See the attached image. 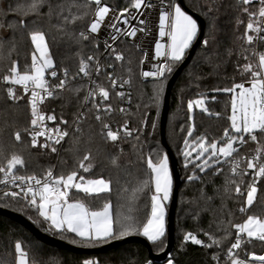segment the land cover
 <instances>
[{
  "label": "trees",
  "instance_id": "16d2710c",
  "mask_svg": "<svg viewBox=\"0 0 264 264\" xmlns=\"http://www.w3.org/2000/svg\"><path fill=\"white\" fill-rule=\"evenodd\" d=\"M183 1L188 10L197 13L204 20L206 27L202 40L207 38L208 44L204 45L202 41L197 47L195 56L183 69L184 71L175 82L170 95L166 142L178 160V171H180L182 178L175 213L176 245L170 259L173 260L174 264H229L227 249L235 241L236 229L230 227L225 221L230 220L233 224H241L248 215L264 218V179L257 183L255 202L247 208L245 213H240L238 209L243 205V198L236 196L235 193H232V198H228L224 192L225 181L230 176L229 167L225 165L219 174L214 173L213 168L200 172L191 164L185 168L181 150L184 147L183 141L192 120L195 131L193 137L188 138L190 141H194L196 137L201 135L205 136L208 141H220L224 129L230 127L228 120L230 94L213 91V89L230 87L234 81L240 82L248 79L247 74L242 76L238 72L236 65L245 63L241 56L243 41L238 37L243 36L249 16L242 10L245 5L238 3L237 0ZM30 2L31 0H0V9H3L0 11V162H4V157L15 152L20 154L25 161L24 169L19 171L21 175L35 174L41 176L47 169L56 168V174H67L72 170H77L86 178L110 180L112 189L110 193L86 195L72 189L68 199L70 202L82 201L91 210H100L106 202H110L113 217L118 219L122 213H126L128 210L127 197L129 192H125L123 189H131L138 180L146 179L149 176V170L141 156L147 157L149 153H156L161 149L166 154V149L161 142L159 128L166 84L183 62L195 39L185 51L183 59L180 62L172 63V71L166 75L164 95L159 108L150 99L153 95L151 86L154 82H146L140 78L138 70L141 57L139 52L129 43L124 42L126 58L120 67V71L132 76L135 88L133 103L126 118H118V121L128 122L129 127L133 130L140 129L139 141L132 138L119 139L115 143L106 140L101 135L103 121L95 119L94 109L91 108L90 110L86 109L87 118L80 124L82 132L74 133L72 131L63 147L53 153L50 150L31 147L30 136L25 132V129L31 127L30 106L27 103V96L23 95L21 91H17L16 95L22 98L17 102L9 99L6 91L7 86L2 77L7 74V70L13 61L16 62L21 72L27 65L31 64V54L34 51L31 33L33 31L43 32L57 72L61 74L66 68L70 74V82L66 90L61 92L57 99H52L48 108L58 117L59 121L63 116L68 123H71L74 114L85 109L83 97L87 87L85 80L79 74L80 59L82 57L86 59L89 55L99 56L103 49L90 36L88 40H82L78 35L89 23L95 5L89 9L71 7L73 14L86 11L87 15L75 23L64 24L63 19L57 16L59 9L55 6L63 4L64 15L67 16L69 15V7L73 3L82 4L84 0H50L53 5L51 18L47 15V3L41 9V15L38 16L35 14L22 15L21 12L15 10L17 7L23 8ZM170 2L179 4V0H170ZM113 3H116L119 8L131 6V0H115ZM9 5L13 11H8ZM209 6L211 10H209ZM248 8L250 12L256 11L255 7ZM20 20L24 21L25 26H20ZM10 24L14 27H9ZM59 25H62L63 28L58 27ZM198 33L199 28L197 35ZM244 47L249 46L244 45ZM262 48L264 49V43ZM246 55L250 61L256 62V57L251 55V51ZM76 88H81L79 93L75 92ZM201 95L206 97L208 112L197 110L194 112L193 118L189 119L192 115L187 110V104L190 100L194 101ZM146 105L152 106L145 107ZM217 113H219L218 116ZM142 120H145L146 123H141ZM153 123L155 128L152 127ZM16 131L21 133L20 142L14 138ZM135 135L136 132L134 131L133 136ZM257 135L258 140L264 143V136L259 133ZM134 144L142 147L139 150H134ZM255 147L256 144L249 141L240 149V152L242 155L247 154L250 157L254 154L252 150ZM121 149H123V153H121ZM85 153H90L93 163V167L87 173L77 168V161ZM113 157H118L119 167L113 165ZM244 166L241 165V167ZM185 169L194 172L198 179L189 181L188 176L184 175ZM249 173L251 174V170ZM243 181L241 188L242 191L246 192L250 175L243 177ZM0 208L23 216L42 233H47L71 246L83 249L101 248L108 243L130 236L144 238L143 235L133 234L123 238L110 239L107 242L82 246L80 243L72 242L73 240L79 241V238L72 233L61 234L48 231V225L43 222L38 213L19 198L15 201L7 198L0 199ZM150 213V193L145 192L138 199L133 210L137 224L146 223ZM225 229L229 233L226 237ZM182 231L183 234H181ZM189 232L205 243H209L208 237L205 235V233H209L220 239V243L211 247H204L192 244L190 241L185 242L184 236ZM222 237L224 238L221 239ZM17 241L21 243L22 249L27 253V259L32 264H82L85 259L96 260L99 264H147L148 261H151V264H156L149 258L146 246L134 242L116 246V248L99 254H85L51 247L37 240L33 233L15 220L0 215V264H16L17 253L14 245ZM166 241L167 233L162 247L150 241L149 243L153 252L159 254L165 249ZM243 251L247 254L260 255L264 252V241L251 240ZM214 256L217 259H213ZM168 261L162 264H168Z\"/></svg>",
  "mask_w": 264,
  "mask_h": 264
},
{
  "label": "snow or ice",
  "instance_id": "6c2138e0",
  "mask_svg": "<svg viewBox=\"0 0 264 264\" xmlns=\"http://www.w3.org/2000/svg\"><path fill=\"white\" fill-rule=\"evenodd\" d=\"M47 3V15L51 18L53 14V5L50 0H31L29 4L23 8L15 9L21 12L22 15L35 14L41 15V9ZM245 7L243 12L249 16V21L246 25L243 36L238 39L243 41L241 45V56L245 63L237 64L238 72L243 76L248 75V79L241 82H233L230 87L216 88L213 91L230 94V127L225 128L220 141H208L205 136H198L194 141L188 138L193 137L195 131L194 123L191 124L186 133V138L183 141L184 147L181 150V155L184 157V167L189 164L194 168H198L200 172H205L208 168H213L214 173L219 174L223 171L225 165L230 169V176L225 181L224 192L228 198H232V193L243 198V205L238 209L240 213H245L247 208L252 206L255 194L257 192V183L264 179V143L258 140L259 133L264 136V51H257L256 45L264 43V0H258L259 7L257 11L250 12L247 7L252 3V0H240ZM95 5L94 19L90 22L86 31L79 32V38L88 40L89 35L99 34L101 27L104 26L111 29L109 43L105 40V47L114 55L116 61H123L125 58L122 53L116 51L113 46L117 39L135 37L138 31L144 32V28L131 26L127 29L118 26L120 17H124V13L128 9H124L119 14V17H114L108 25H104L105 18L112 11L107 5L102 4L101 0H84L82 4L73 3L69 7V15H64V5L59 4L55 7L59 9L57 16L63 19L64 24L75 23L78 19H82L87 15V12L73 14L71 7L89 9ZM151 3H146V0H131V7L139 11L142 7L151 8ZM169 11H162L159 17L160 20V36L167 35L170 38V51L165 53L162 51L166 46L156 43L157 57L166 55L171 63H161L156 67V71H144L141 73L143 77H152L154 82L153 95L150 97L153 104L159 108L162 100L166 73H171L172 63L180 62L185 54V50L190 47L193 40L197 36L198 25L195 19L185 12L179 4H169ZM209 10L210 6H209ZM3 11V9H0ZM8 11H13L11 5ZM133 18L135 16L133 15ZM124 24H128L127 18L123 19ZM140 24L144 21L140 20ZM21 27L25 26L23 20L19 21ZM14 27V25H9ZM61 29L62 25H59ZM31 42L34 46V51L31 54V64L26 66L23 72L18 70L15 61L8 68L7 74L2 77L3 82L7 83L8 98L13 102L19 101L22 97L17 96L14 91V86H20L24 94H29L27 101L30 106V128L25 129V132L30 136V145L33 148L39 146L42 149H48L51 152H57L56 145H59L65 137L69 136V131L66 128L48 127L46 121H55L54 114H45L40 110V105L46 98L57 99L61 92L66 90L69 81L68 69L63 70V77L58 79L56 84H51L46 75L51 78H57L58 73L55 68L54 60L50 54L48 44L45 39V34L41 31H33L31 33ZM203 44L207 45L208 40L205 38ZM247 45L249 47H244ZM98 46V45H97ZM256 57V62L249 60L248 53ZM95 66L96 74H99L101 65L99 61L92 55L86 59H80L79 73L84 77H90V64ZM112 67V65H108ZM131 72V69H129ZM75 79V77H73ZM108 79L113 88L117 85V79L108 74ZM131 83V77L120 83L123 88L124 84ZM81 88H76L75 92L79 93ZM121 98L126 97V93L121 91L116 93ZM109 90L105 87L95 84L89 86L87 94L83 97L85 104H91L95 109V119L102 121V113H110L113 109L111 104H103L109 99ZM97 97L100 101H97ZM214 99V97H213ZM130 100V97H129ZM206 97L201 95L195 101H189L187 110L192 113L194 108H199L202 112H208L205 106ZM146 105L145 107H151ZM139 108V105L137 106ZM120 112L125 109L120 108ZM217 116L219 113L216 114ZM146 116V113H145ZM87 116L83 111L74 114L73 131L81 133V122ZM189 119H192L190 116ZM141 123H146L142 120ZM60 124H68V121L61 116ZM155 128V124H152ZM183 131V128L181 129ZM122 131L125 138H132L136 141L140 140V129H129L127 123L122 126ZM136 135L133 136V132ZM101 135L111 142H117L120 139L121 129L113 130L108 123L102 122ZM247 136V139L245 137ZM39 137H43L44 141L40 142ZM14 138L20 142L22 137L20 131L14 133ZM222 141V142H221ZM249 141L256 144L252 150L254 152L250 157L247 154L242 155L240 149ZM142 146L133 145L134 150H139ZM195 152V156L193 153ZM123 153V149H121ZM141 159L146 163L149 170V176L146 179H140L136 182L133 188L123 189L129 192L127 197L128 210L122 213L118 219H114L111 211V203L106 202L100 210H91L82 201L70 202L69 192L71 189H76L86 195H99L101 193L111 192V181L103 178L90 179L80 174L77 170H72L67 174H55L52 168L42 176L35 174L21 175L19 171L24 169L25 161L20 154L12 153L10 156L4 157V162H0V185L4 186V190L0 199L7 198L17 200V198L25 201L28 206L32 207L43 222L48 225L47 230L55 233H72L79 241L73 240V243H80L82 246H90L97 242H107L110 239L123 238L129 235H143L153 244L163 246V237L165 236V204L171 195L172 179L168 165L167 154L149 153L147 157L141 156ZM87 162V163H86ZM114 166L119 167L118 157L112 158ZM245 165L241 167V165ZM93 163L90 158V153H85L83 157L77 161V168L84 173L90 171ZM251 170V174L249 173ZM250 175V181L246 185V192L242 191L241 184L244 183L243 177ZM198 179L193 175L188 176V180ZM11 185V189H9ZM19 189L15 191L14 189ZM150 193V217L147 222L140 225L136 222V217L133 215V210L138 199L145 193ZM231 215V213H229ZM230 227L236 229V237L234 243L227 249L228 259L230 264H264V255L246 254L247 259L240 258L239 254L234 252L235 249H240L243 237L249 239L255 238L264 241V218L255 215H248L247 219L241 224H233L230 220L225 221ZM225 237L229 235L227 229ZM209 243H205L196 235L189 232L185 234L184 241H190L192 244L211 247L218 245L220 239H217L205 233ZM222 237L221 239H223ZM17 253L16 264H32L27 259V253L22 249L20 242L14 245ZM217 259V257H213ZM82 264H99L98 261L85 259ZM147 264H151L148 261ZM168 264H174L172 259H169Z\"/></svg>",
  "mask_w": 264,
  "mask_h": 264
},
{
  "label": "built area",
  "instance_id": "2783aa9c",
  "mask_svg": "<svg viewBox=\"0 0 264 264\" xmlns=\"http://www.w3.org/2000/svg\"><path fill=\"white\" fill-rule=\"evenodd\" d=\"M237 1L238 3H240V0H237ZM101 3L107 5L112 10L109 12L108 16L105 18L104 25H108L111 21H113L114 17H119V14L123 12L124 9H128V12L124 13V17H120V23L118 24V26L124 29H127L131 26L145 29L144 32L138 31L135 37L117 39L114 42L113 46L115 47L117 52L122 53L124 58H126L123 44L125 42V43H129L130 45H132L137 50V52H139L140 57H141V62H140L139 70H138L140 78L146 82H153L152 77H143L141 73L144 71H156V67L162 62L170 63L166 55H162L159 57H157L156 55V43H160L166 46L164 49H162V51H164L165 53L170 51V48L167 47L171 43L170 38L167 35H165L164 37H161L159 34L160 33L159 17L162 11L170 10L168 7L169 4H171L170 0H146V3H151L153 6L151 8L142 7L139 11L132 8L131 6L125 7L122 10H120L114 4L108 1L106 2L104 0H101ZM251 6L255 7V10L257 11L259 7L258 0H252V3L248 5V7H251ZM94 11H95V8L93 10V13L91 14L92 16H91L89 23L87 24V26L84 28L83 31L87 30L90 22L94 19ZM133 15L135 16V18H133ZM124 18H127L128 24L123 23ZM140 20H143L144 23L140 24L139 23ZM110 32H111V29H108L102 26L99 34L89 35L91 38L95 39L96 42L102 46V49H103L102 53L99 56H95V58L99 61L101 65L99 74H96L94 63L90 64V71H91L90 77H84L82 73H79V74L86 82L87 89H86L85 95L87 94L89 90V86L92 85L93 82L109 90V93H110L109 99L108 101H104L103 104H111L113 110L110 113H102V121L104 123H108L109 126L113 130L121 129L120 139L126 140L123 134V131H122V126L125 123H127L128 128L129 129L131 128L129 127L128 122H125V123L119 122L118 118H126L132 106V103H133L135 86H133L134 84H133L132 76L123 74V72L120 71V67L124 64L125 59L123 61H116L111 51L109 49H106L105 47V43H104L105 40H108L109 43H113L109 38ZM262 45L263 43L257 44L256 50L264 51V49L262 48ZM108 65H112V67H108ZM27 66H30V64ZM108 74H111L113 78L117 79V85L115 88L112 87L111 82L108 79ZM62 77H63V73L61 74L58 73L57 78H51L50 76L46 75V79H48L51 84H56L58 82V79ZM129 77H131L130 85L124 84L123 88H121L120 83H122L124 80H128ZM69 82H70V74H69L68 83ZM6 86L7 88L9 87L7 83H6ZM14 91L15 93H17V91H21L22 94L26 95L27 99H29L30 93L24 94L20 86H14ZM121 91L126 93L125 98H121L117 96L116 93L121 92ZM129 97H130V100H129ZM51 100L52 98H46L44 102L39 106L40 110L46 115L54 114L51 111H49V108H48V104ZM97 101L98 102L100 101L99 97H97ZM91 108L92 107L90 103L85 104V109H83L82 111L86 114V111L90 110ZM120 108L125 109V111L120 112L119 111ZM94 114L96 115L95 109H94ZM46 124L48 125V127L54 128L57 125H59V127L61 128H66L69 131V136L71 132L73 131V127H74L72 122L68 123L67 125L60 124L58 117H56L55 121H46ZM69 136L65 137L64 140L61 141L59 145H56L57 149L63 147V145L68 141ZM38 140L40 142H43L44 138L39 137ZM37 147L40 148L39 146ZM44 150H48V149H44ZM53 171L56 174V168L53 169ZM9 189H11V185H9ZM3 190H4V186L0 185V196H2ZM14 190L19 191L18 188ZM250 241L251 240H249L248 238L243 237L241 248L235 249L233 251L238 253L240 258L247 259L248 258V256L246 255L247 252L243 251V249ZM248 254H254V253H248ZM260 255H264V252ZM229 264H230V261H229Z\"/></svg>",
  "mask_w": 264,
  "mask_h": 264
},
{
  "label": "water",
  "instance_id": "95a60500",
  "mask_svg": "<svg viewBox=\"0 0 264 264\" xmlns=\"http://www.w3.org/2000/svg\"><path fill=\"white\" fill-rule=\"evenodd\" d=\"M179 5L181 6V8L187 12L189 15H191L193 17V19L196 20L198 28H199V33L195 38V42L193 43V45L191 46L189 52L187 53L186 57L184 58L183 62L181 63V65L176 69V71L174 72V74L169 78L168 82H167V88H166V92L164 95V105H163V109H162V115H161V120H160V137H161V142L163 144V146L166 149V154L168 156L169 162H170V169L172 171L173 174V190H172V194L170 197V205L169 208L167 210V218H166V233H167V245L165 247V249L160 252L159 254H155L153 252L152 246L149 243V241L144 237H136V236H130L128 238H123L121 240H116L115 242L112 243H108L104 246H102L101 248H97V249H83V248H79L76 246H71L69 244H67L66 242L57 239L47 233H42L41 231H39L34 224L25 219L23 216L16 214V213H12L4 208H0V215H4L8 218H10L11 220H15L16 222H18L21 226H23L25 229H27L28 231H30L31 233H33V235L35 236V238L37 240H39L40 242H42L43 244H47L51 247H56V248H62V249H66V250H70V251H74V252H81V253H92V254H99L102 253L104 251H107L109 249L112 248H116V246H121V245H127L130 244L132 242L134 243H139L144 245V247L146 246V248L148 249V254H149V258H151L156 264H162L167 262L170 258L171 255L173 253V250L175 248V232H176V228H175V218H176V208H177V204H178V194H179V190L180 187L182 186V178H181V174L180 171H178V160L176 158V156H174L173 151L171 149V147H169L168 142H166V124H167V120H168V111H169V105H170V95L172 92L173 87L175 86V82L177 81V79L180 77V75L182 74V72L184 71L183 69L191 62V60L193 59V57L195 56V51L197 49V47L201 44V42L203 41V36H204V32H205V24H204V20L197 14V13H193L190 10H188V8L185 6L184 1L183 0H179Z\"/></svg>",
  "mask_w": 264,
  "mask_h": 264
},
{
  "label": "rangeland",
  "instance_id": "374dc122",
  "mask_svg": "<svg viewBox=\"0 0 264 264\" xmlns=\"http://www.w3.org/2000/svg\"><path fill=\"white\" fill-rule=\"evenodd\" d=\"M104 1H108V2H110V3H112V4H114L117 8H119V6L116 4V3H113L114 1H111V0H104ZM123 8H125V7H122V8H119L120 10H122ZM187 50V49H186ZM185 50V51H186ZM18 70H19V68H18ZM151 88H154V84H153V86H151ZM163 95H164V92H163ZM163 97V96H162ZM198 99V98H197ZM195 101V100H194ZM205 106L208 108V106H207V102H206V100H205ZM229 109H230V100H229ZM201 111L199 108H194V110H193V112L191 113V115H192V118H193V116H194V112L195 111ZM230 111V110H229ZM230 115V114H229ZM192 124H193V120H192ZM229 126H230V121H229ZM217 141H219V140H217ZM222 142V141H221ZM159 153H162V154H165L164 152H163V150L161 149L160 151H158ZM193 156H195V152L193 153ZM168 165H169V170H170V174H171V179H172V190H173V174H172V171H171V169H170V162H169V159H168ZM193 173L194 172H192V171H190V169H185V171H184V175L185 176H190V175H193ZM172 190H171V194H172ZM257 193V192H256ZM170 197H171V195H170ZM256 194H255V199H254V202H255V200H256ZM72 202V201H71ZM253 202V203H254ZM164 204H165V213H166V215H165V222H166V218H167V210H168V208H169V205H170V198H169V200L168 201H166V202H164ZM247 219V218H246ZM245 219V220H246ZM244 220V221H245ZM181 234H183V231H182V233ZM246 237V236H245ZM165 238H166V231H165V236L163 237V241H165ZM247 238V237H246ZM249 239V238H248ZM250 240V239H249ZM251 240H258V239H255V238H251ZM164 244V243H163Z\"/></svg>",
  "mask_w": 264,
  "mask_h": 264
},
{
  "label": "crops",
  "instance_id": "0c3cea01",
  "mask_svg": "<svg viewBox=\"0 0 264 264\" xmlns=\"http://www.w3.org/2000/svg\"><path fill=\"white\" fill-rule=\"evenodd\" d=\"M72 190V189H71ZM71 190H70V192H71ZM70 192H69V195H70ZM112 211V210H111ZM165 229H166V222H165Z\"/></svg>",
  "mask_w": 264,
  "mask_h": 264
}]
</instances>
